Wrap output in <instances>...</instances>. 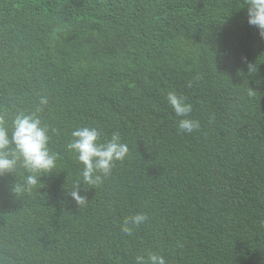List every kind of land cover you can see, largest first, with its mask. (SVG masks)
<instances>
[{
    "label": "trees",
    "instance_id": "obj_1",
    "mask_svg": "<svg viewBox=\"0 0 264 264\" xmlns=\"http://www.w3.org/2000/svg\"><path fill=\"white\" fill-rule=\"evenodd\" d=\"M246 6L0 0V114L11 128L47 96L57 155L30 189L22 167L0 177V264H264V38ZM169 92L198 130L178 131ZM78 127L129 148L94 188L67 148ZM136 213L149 219L126 235Z\"/></svg>",
    "mask_w": 264,
    "mask_h": 264
},
{
    "label": "clouds",
    "instance_id": "obj_2",
    "mask_svg": "<svg viewBox=\"0 0 264 264\" xmlns=\"http://www.w3.org/2000/svg\"><path fill=\"white\" fill-rule=\"evenodd\" d=\"M247 23L258 29L264 38V0H246ZM191 87V84H189ZM167 102L172 107L175 116L179 117L177 129L184 134H191L200 128V122L191 119L192 105L187 98L175 92L167 94ZM49 103L48 97L41 95L39 105L32 112L21 111L14 115L11 128L7 125L5 115L0 114V177L14 175L18 168H23L28 175L25 185L29 189L40 182L41 173H51L56 167L57 155L49 148V127L42 122L38 113ZM72 139L67 148L76 154L77 160L83 165V184L98 186L103 179L111 175L117 161H123L129 152L127 143L120 138L119 132H114L110 139L101 142L100 130L95 127H78L71 133ZM80 184L68 194L76 203L86 204L87 197L81 195ZM16 195L19 188L11 189ZM149 219L146 213H136L124 219L122 231L132 234L133 226L138 227ZM135 264H166L164 256L157 253L137 255Z\"/></svg>",
    "mask_w": 264,
    "mask_h": 264
}]
</instances>
